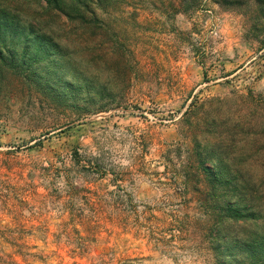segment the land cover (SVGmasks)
<instances>
[{
    "label": "rangeland",
    "instance_id": "obj_1",
    "mask_svg": "<svg viewBox=\"0 0 264 264\" xmlns=\"http://www.w3.org/2000/svg\"><path fill=\"white\" fill-rule=\"evenodd\" d=\"M189 2L0 0V264H264V0Z\"/></svg>",
    "mask_w": 264,
    "mask_h": 264
},
{
    "label": "trees",
    "instance_id": "obj_2",
    "mask_svg": "<svg viewBox=\"0 0 264 264\" xmlns=\"http://www.w3.org/2000/svg\"><path fill=\"white\" fill-rule=\"evenodd\" d=\"M61 0H54V3L57 5L60 3ZM190 4V7H197L201 4V0H190L189 2ZM240 244H243V245H248V244H244L243 242H237V244L234 245V248H233V254L235 255L236 253L239 254L240 250H239V247L241 246ZM258 263V259L257 261H253V262H250V260H247L246 262H238V264H257Z\"/></svg>",
    "mask_w": 264,
    "mask_h": 264
},
{
    "label": "crops",
    "instance_id": "obj_3",
    "mask_svg": "<svg viewBox=\"0 0 264 264\" xmlns=\"http://www.w3.org/2000/svg\"><path fill=\"white\" fill-rule=\"evenodd\" d=\"M256 67H257V65H254L251 68V70L254 69L253 71L256 72ZM259 75H260V77H259V79L256 80L257 82L255 83V85H257V87L261 86L262 83L264 82V74L262 75V73L259 72Z\"/></svg>",
    "mask_w": 264,
    "mask_h": 264
}]
</instances>
